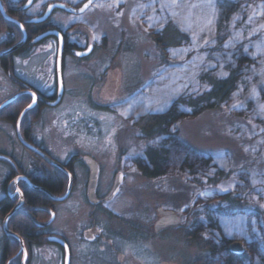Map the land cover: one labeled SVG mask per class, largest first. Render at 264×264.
<instances>
[{
	"label": "rangeland",
	"instance_id": "rangeland-1",
	"mask_svg": "<svg viewBox=\"0 0 264 264\" xmlns=\"http://www.w3.org/2000/svg\"><path fill=\"white\" fill-rule=\"evenodd\" d=\"M70 1L80 3L85 0ZM97 1L99 5L96 8H92L80 19L71 18V23L81 21L87 24L92 29L89 32L93 33L98 48L104 50L106 55H118L116 65L109 66L108 58L100 56L101 52L96 53L89 61L78 62L72 59L67 79L69 92L62 112L64 116L56 119L55 114L53 115L55 110L46 111L34 122V129L41 133L40 144L60 161L73 154L86 155L95 146L102 145V180L108 186L105 188L107 192L114 189L117 173L123 172L122 164L114 163V159L119 161L136 155L147 144L140 138L139 132L131 128L130 123L117 118L104 108L118 100L128 99L134 92L150 84L163 63L168 60L151 38V33L159 28H151L145 20L151 31L148 28L147 30L140 18L134 14L149 0H111L110 3L106 0ZM204 1L203 7L215 14L216 0ZM213 14L211 16L216 21V15ZM170 23L185 34L187 40L194 39L192 31L185 32L182 21L172 19ZM198 23L199 20L195 21V25ZM208 38L205 36L203 39ZM106 66L109 68L106 69ZM253 85L251 89L254 92L261 87L259 84ZM98 86L101 87L97 90ZM92 100L94 105L89 104ZM233 109L234 104H231L226 109L207 111L189 118L180 125L178 131L180 140L198 153L213 157L227 156L231 161H228L221 172H227L229 176L207 184L205 179L193 182L181 177L167 176L148 180L139 174H126L121 194L111 205L117 217L104 214L101 222L107 234L103 240L119 242L118 247L114 243L118 249L114 256L119 258V264H195L194 261L201 256L203 249L195 242L187 240L185 232L197 214L206 213L201 208L202 199L206 198L205 193L207 196H214L215 204L227 191H237L250 204L249 211L243 214L249 215L251 220L255 219L260 225L264 224V218L261 219L264 202L256 188V182L260 181L258 177L264 174V151L262 148L260 150L258 141L260 136ZM3 127L8 137L17 144L14 125L0 121V134L3 133ZM3 142L0 141V145L6 144L5 139ZM258 151L262 153L261 158L257 155ZM106 159L112 160L113 165L106 162ZM252 194L259 198L257 204ZM161 208L174 211L181 217V223L156 231L155 223L160 218L158 211ZM213 208L215 209L211 205L212 210ZM254 208L260 209V212ZM83 219V224L89 225L91 218L87 216ZM109 230L118 231L116 239L111 237ZM236 242L243 244L245 253V243ZM75 244L73 241L74 253Z\"/></svg>",
	"mask_w": 264,
	"mask_h": 264
},
{
	"label": "flooded vegetation",
	"instance_id": "flooded-vegetation-1",
	"mask_svg": "<svg viewBox=\"0 0 264 264\" xmlns=\"http://www.w3.org/2000/svg\"><path fill=\"white\" fill-rule=\"evenodd\" d=\"M88 1L90 5L80 13L60 6L78 10ZM28 2L0 0V106L10 101L0 110V121L14 125L18 144L8 137L3 127L0 141L5 139L6 144L0 145V264H65L64 247L55 239L68 246L69 264H119V258L114 256L119 242L103 240L107 234L101 223L102 216L117 215L111 205L121 194L126 174L134 173L128 168L131 160L144 154L149 142L145 141L146 148L136 155L119 161L114 159V163L122 164L123 172L117 173L115 184L120 176V185L111 199L112 189L107 193L108 186L102 180V145L95 146L86 155L73 154L60 161L40 144L41 133L35 131L34 122L49 110H55L56 119L64 116L72 59L89 61L101 52L100 56H106L109 66L113 67L118 55H106L98 48L87 24L71 23V18L80 19L96 8L97 0ZM87 50L90 52L86 54ZM148 86L126 100L111 103L104 110L130 123L131 128L139 132L136 122L122 109ZM59 96V102L54 105ZM89 104L94 105L93 100ZM29 105L33 107L22 116ZM86 158H90L98 170L93 192L92 167ZM106 160L113 165L112 160ZM87 216L91 218L89 225L83 224ZM110 232L114 239L119 235L118 231ZM73 241L76 242L75 253Z\"/></svg>",
	"mask_w": 264,
	"mask_h": 264
},
{
	"label": "trees",
	"instance_id": "trees-1",
	"mask_svg": "<svg viewBox=\"0 0 264 264\" xmlns=\"http://www.w3.org/2000/svg\"><path fill=\"white\" fill-rule=\"evenodd\" d=\"M204 3L149 0L134 13L146 29L159 28L151 38L168 60L122 109L136 122L140 138L149 142L147 151L128 168L148 180L176 176L193 182L205 179L208 184L229 176L221 172L231 161L227 156L198 153L180 140L178 131L185 120L231 104L260 136L259 148L264 151V0H216L215 14ZM172 19L182 21L194 39L187 40ZM205 36L209 38L204 40ZM253 84L261 87L254 92ZM261 154L257 152L259 158ZM258 180L256 188L264 202V174ZM251 196L257 204V195ZM205 197L201 208L206 213L197 214L185 232L187 240L203 249L195 264H264V224L243 214L250 204L237 191H227L215 204L212 194ZM236 241L245 243L244 254L230 252Z\"/></svg>",
	"mask_w": 264,
	"mask_h": 264
},
{
	"label": "water",
	"instance_id": "water-1",
	"mask_svg": "<svg viewBox=\"0 0 264 264\" xmlns=\"http://www.w3.org/2000/svg\"><path fill=\"white\" fill-rule=\"evenodd\" d=\"M32 0H30L29 3H31ZM90 1H88L81 9H74L68 5H60L63 6L65 8H67L68 10H70L73 13H80L83 10H85L89 5H90ZM87 5V7H85ZM52 6L49 8L47 15L49 14V12L51 11ZM46 15V16H47ZM90 50H87V52H85L86 54L89 53ZM60 100V96L58 98L57 101H55L53 104L56 105ZM10 101L4 103L3 105L0 106V110L3 109L7 104H9ZM33 107V105H32ZM32 107H28L26 108V110L23 112L22 116L25 114L26 111H28L29 109H31ZM87 162L90 163L91 167H92V179H91V192H93V188L96 184L97 181V166L95 165V163L90 159V158H86ZM49 161L52 164H56L55 161L49 159ZM120 185V176L118 177L116 184L114 186V189L112 190L111 195L109 196V199H111L117 192L118 187ZM64 199V198H62ZM159 214H160V218L159 220L155 223V230L156 231H160L162 229H166L168 227H173V226H178L181 223V217L176 214L174 211L171 210H164V209H159ZM56 241H60L64 247V256H65V264H69L70 261V251L68 246L61 240L55 239ZM230 252L234 253V254H243L244 253V246L241 242H235L234 244H232V246L230 247Z\"/></svg>",
	"mask_w": 264,
	"mask_h": 264
},
{
	"label": "snow or ice",
	"instance_id": "snow-or-ice-1",
	"mask_svg": "<svg viewBox=\"0 0 264 264\" xmlns=\"http://www.w3.org/2000/svg\"><path fill=\"white\" fill-rule=\"evenodd\" d=\"M29 2H30V0H29ZM85 7H87V5ZM33 102H35V96H34V94H33ZM29 107H32V105H29Z\"/></svg>",
	"mask_w": 264,
	"mask_h": 264
},
{
	"label": "bare ground",
	"instance_id": "bare-ground-1",
	"mask_svg": "<svg viewBox=\"0 0 264 264\" xmlns=\"http://www.w3.org/2000/svg\"><path fill=\"white\" fill-rule=\"evenodd\" d=\"M115 78V77H114ZM114 78H112V79H114Z\"/></svg>",
	"mask_w": 264,
	"mask_h": 264
}]
</instances>
